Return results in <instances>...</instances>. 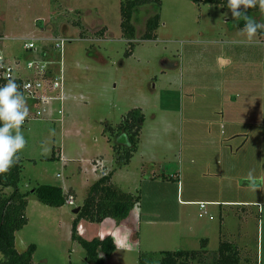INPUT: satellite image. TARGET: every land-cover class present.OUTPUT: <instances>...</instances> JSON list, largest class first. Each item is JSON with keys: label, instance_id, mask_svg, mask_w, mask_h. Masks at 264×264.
<instances>
[{"label": "rangeland", "instance_id": "obj_1", "mask_svg": "<svg viewBox=\"0 0 264 264\" xmlns=\"http://www.w3.org/2000/svg\"><path fill=\"white\" fill-rule=\"evenodd\" d=\"M125 1L0 0V53L13 68V77L33 78L26 64L42 60L49 65L47 96H55L59 82L54 79L61 75L64 96L47 106L27 103L29 117L43 107L47 111L22 125L27 143L18 153L19 191L28 192L27 224L15 233V249L23 252L34 245V264H95L85 260L86 252L71 240L70 229L73 209L100 176L94 166L99 160L108 173L113 171L117 187L139 196L119 225L109 218L85 222L88 240L110 236L114 242L108 258L98 252L103 264H138L144 254L198 250L203 239L208 251L204 264L221 242L237 247L240 264H264V181L253 168L256 141L251 139L248 151H237L238 140L230 139L236 128L256 134L250 123L264 124V33L248 42L234 28L228 7L202 0H160L159 7L152 2L133 14L132 48L120 28ZM258 9L253 18L261 21L264 8ZM156 13V37L140 40L146 20ZM56 37L70 42L55 49ZM29 41L34 51L24 48ZM133 109L144 116L142 139L130 165L121 169L107 128L118 126ZM210 138L227 149V158L207 146ZM119 143L125 144L124 139ZM223 161L233 165L228 184L223 178L218 183L215 173L214 163ZM38 185L57 186L64 193L72 188L75 205L40 203L31 193ZM186 199L240 203H204L201 210L203 202H181ZM177 216L176 223L159 221ZM146 218L155 223L145 224Z\"/></svg>", "mask_w": 264, "mask_h": 264}, {"label": "trees", "instance_id": "obj_2", "mask_svg": "<svg viewBox=\"0 0 264 264\" xmlns=\"http://www.w3.org/2000/svg\"><path fill=\"white\" fill-rule=\"evenodd\" d=\"M152 2L155 3L156 7H159L160 0H127L121 3L120 28L123 38L129 42L132 48L134 44L131 41L136 38V28L131 22L133 14L142 6ZM202 3L227 7L228 0H202ZM258 6H260L259 2L255 7L247 9V14L253 17V13L259 10ZM261 21H264V13L261 14ZM233 22L235 29H242L245 23L242 17L235 18ZM158 27L159 14L156 13L146 20L140 40L154 39ZM257 33L263 34L264 29L258 30ZM131 53L132 49L126 52V56L131 55ZM14 80L18 85L21 84L20 79ZM5 83V80H0V86ZM143 122L144 116L141 111L133 109L127 113L123 122L118 126L107 128L109 132L108 142L111 143L115 152L119 168L127 165L137 150ZM120 138L124 139L125 144L119 143ZM53 158L54 154L52 155ZM112 175L113 171L100 177L88 187L86 196L79 206L80 211L75 215L71 224V240L85 250V260L95 264H103L102 259L98 257V252H102L105 258L112 255L115 250L114 242L110 236L103 239H86L78 233L79 223H101L109 218L118 225L127 219L139 201L138 195L124 192L117 187L112 182ZM20 182L21 164L18 159L8 172L0 174V264H34L32 262V255L35 251L34 245L28 246L23 252H18L15 249V233L27 224L28 192L21 193L19 191ZM6 188L12 189L10 194L3 192ZM31 193L36 196L40 203L53 208L63 206L67 197L72 195L70 191L64 193L60 187L52 185H38L32 189ZM200 243L198 250L160 251L144 254L140 256L138 264H193L194 261L204 264L207 262L208 254L206 250L207 239L201 240ZM240 260V251L234 244L221 242L217 252H214L212 259L207 264H240Z\"/></svg>", "mask_w": 264, "mask_h": 264}, {"label": "clouds", "instance_id": "obj_3", "mask_svg": "<svg viewBox=\"0 0 264 264\" xmlns=\"http://www.w3.org/2000/svg\"><path fill=\"white\" fill-rule=\"evenodd\" d=\"M257 2L264 8V0H228L227 4L233 18L242 17L245 21L241 31L246 34L248 42H252L258 30L264 29V21L247 14V9L255 7ZM19 88L20 85L14 79H8L0 86V174L14 166L19 159L18 153L27 143L22 125L29 116V108Z\"/></svg>", "mask_w": 264, "mask_h": 264}, {"label": "crops", "instance_id": "obj_4", "mask_svg": "<svg viewBox=\"0 0 264 264\" xmlns=\"http://www.w3.org/2000/svg\"><path fill=\"white\" fill-rule=\"evenodd\" d=\"M240 56H242V55H240ZM16 78H21V77H16ZM58 94L61 97V101H62L63 98H64V96H63V85H62V89L61 90L59 89ZM251 124L255 128V130H256L255 133L256 134H251V133H249L250 131L249 132H247L246 130L245 131H243V130L241 131V130H239V129L236 128L230 134V139L231 140H235V139L238 140L239 146H238V150L237 151H239L240 149H243L244 147L247 148L246 146L249 144V142L251 141V139H253V140L256 141V143H254V144L257 145V147H254V149H252V152H253V155H254V158H255V160L253 159V162H254L253 168L254 169H256V168L258 169V174L256 175L257 179L258 180L260 179V180L264 181V133H262V135H260L261 134V131H259L260 129L261 130H264V124L261 123V122H253V121L250 123V125ZM142 129L143 128H141L140 134H142ZM226 129H227V127H226ZM210 135L211 134H209V136ZM222 135L225 136L226 135V132L223 131L222 132ZM140 139H142V135H139V140ZM214 140H216V139L210 138V141L211 142L208 143L207 146L210 147V148H212L213 151H214V153L218 157H223L224 159L227 158V155H228L227 149L223 148L222 144H220L219 141H217V140L214 141ZM247 151H248V148H247ZM57 152L59 153V158L60 157L62 158V149L61 148H58L57 149ZM134 154H133V156H134ZM144 155H146V153ZM133 156L130 159V162L125 166V168L130 165L131 160L133 159ZM54 157H55V154H54ZM141 159H142V162H140L139 165H141L143 167V157ZM217 162H218V160H217ZM217 162L214 163V164H216L215 173L217 175H219L218 183H221V180L223 178L226 181V183L228 184V176L227 175H229V173H231L233 171L232 170V166L233 165H231V163H229L228 165L223 164L224 161L222 163L221 162L217 163ZM207 164H209V163H207ZM260 168H262V172H261ZM152 175H154V173ZM99 178H100V176L97 177L93 182H95ZM112 182H114L115 184H117L114 181L113 175H112ZM91 184H89L88 187ZM88 187H87V189H88ZM87 189H86V191H87ZM69 191L71 192L72 196L75 198V192H74V190L71 188V189L68 190V192ZM262 192L263 193H261V194L264 195V189H262ZM161 200H162L161 199V195L158 194V196H157V203H160ZM181 202H184V203H187V204H191V203H194V204L196 203L197 204L199 202H203V203H206L207 205H217L219 203H221V204H238V203H240V201H237V200H234V201H232V200L219 201V200H216V199H211L209 201H199V200L186 199V200H181ZM253 203L254 204H257L259 202L256 201V202H253ZM173 219L174 218H162V219H159V221H160V223H164V224L165 223L166 224H172V223H176V221L179 220V216H177V218H175V220H173ZM144 223L145 224H154L155 223V220H153V218H146V221H144ZM77 230H78L79 235H81V236H83L85 238L87 237L86 235L88 234V232L86 230V223L85 222H80L79 225H78ZM86 239H88V238H86Z\"/></svg>", "mask_w": 264, "mask_h": 264}, {"label": "built area", "instance_id": "obj_5", "mask_svg": "<svg viewBox=\"0 0 264 264\" xmlns=\"http://www.w3.org/2000/svg\"><path fill=\"white\" fill-rule=\"evenodd\" d=\"M1 41V37H0ZM52 42H54V48L55 49H60L62 50L66 42H70L69 39H66L64 37H56L52 39ZM24 48L28 51H34L35 50V45L32 41L26 42L24 44ZM15 66H18V63H15ZM49 65L47 63H44L42 60L38 61H30L26 64V68L28 70H33L34 72V77L33 78H14L12 73H13V68L5 63V59L3 55L0 53V80H5L7 82L8 79H20L21 84H20V91L24 94V96L27 99L28 105H31L35 107V105H44L47 106L48 102L52 99L55 100H60L61 97L58 94L59 89H62V75L60 76L59 80L57 78L54 79V82H59L58 83V88H56V94L55 96H47V73L49 70ZM61 71V69H60ZM51 86L49 88L51 90ZM45 93V95H42ZM47 111L46 107H43L40 110H35L34 114L32 117L29 116L26 119L31 118L36 119L40 118L43 116V113ZM59 113H62L61 110L58 111ZM94 166H95V171H100V177L106 176L108 174V171L105 169V167L101 164L99 160L94 161ZM66 204L74 206L75 205V198L71 195L68 196L66 199ZM200 209L204 210L205 209V204L204 203H199ZM203 213H206V211H203Z\"/></svg>", "mask_w": 264, "mask_h": 264}, {"label": "water", "instance_id": "obj_6", "mask_svg": "<svg viewBox=\"0 0 264 264\" xmlns=\"http://www.w3.org/2000/svg\"><path fill=\"white\" fill-rule=\"evenodd\" d=\"M80 211V207L73 209L72 213L76 215Z\"/></svg>", "mask_w": 264, "mask_h": 264}]
</instances>
